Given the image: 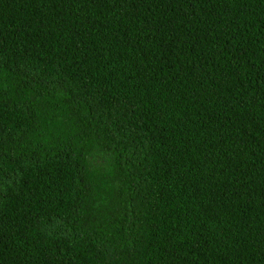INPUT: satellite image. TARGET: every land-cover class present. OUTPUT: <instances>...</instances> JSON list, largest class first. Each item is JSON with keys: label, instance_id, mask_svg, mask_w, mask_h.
<instances>
[{"label": "trees", "instance_id": "1", "mask_svg": "<svg viewBox=\"0 0 264 264\" xmlns=\"http://www.w3.org/2000/svg\"><path fill=\"white\" fill-rule=\"evenodd\" d=\"M0 264H264V0H0Z\"/></svg>", "mask_w": 264, "mask_h": 264}]
</instances>
